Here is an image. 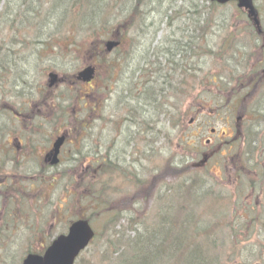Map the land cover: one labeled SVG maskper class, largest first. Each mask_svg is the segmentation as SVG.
Here are the masks:
<instances>
[{"label": "rangeland", "instance_id": "374dc122", "mask_svg": "<svg viewBox=\"0 0 264 264\" xmlns=\"http://www.w3.org/2000/svg\"><path fill=\"white\" fill-rule=\"evenodd\" d=\"M133 1L144 4L147 0ZM173 1L178 2L179 5L184 3V0ZM127 2L128 10L122 11ZM201 4L203 5V3ZM89 5L90 0H0V46L2 48L0 55V146L4 143L3 139H7L6 136L3 138L2 135L6 133L13 135V125L18 126L13 115L17 109L27 110L29 108L28 113L31 118L38 114L39 110H43L42 105L48 106L45 109L48 114H45L44 118H49L53 113L52 111L55 110L53 106L58 103L56 99L58 93L49 94L44 87L49 72L55 71L62 78H72L77 73L80 65L87 62L89 53L93 56L91 50H97L101 41H106L109 38L107 36L110 33L112 35L119 25L123 24L129 28L123 45L124 49H128L125 50L127 58L121 61L118 72L111 77L109 76L110 70L108 67H102L99 70L95 88L97 101L99 99L98 110L101 114L97 120H94V117L88 116L80 109L79 99L75 103V97L69 92V89L64 88L62 92H59L67 115L76 117L81 112L78 121L81 120L89 130L83 131L85 137L80 142V146H77V150L70 148L71 154L75 156L72 157L67 154L64 156L60 173L54 175L56 179H59L57 182H53L49 176L42 178L34 174L38 171V167H36L37 155L25 156L18 162L12 154L2 155L0 147V172L1 170L4 171V173H0V180L6 182L8 179V182H10L9 198L15 199L18 194L22 195V198H20L22 205L17 209L26 212V214H23L25 220L30 219L28 222L30 228L21 232L20 236L7 234L8 238L4 242V246L6 248L7 246L13 247L14 250H6L5 248L7 252L6 254H0V258H2L0 264H20L25 257L23 251L27 248V245L23 244L27 240L43 232L47 236H42V241L48 243L50 241L45 238H49L51 234H54V237L60 235L76 216L82 217L84 213L85 217L92 223L94 230L101 234L102 231L100 230L103 225L106 229L108 224H114L116 221L120 228V226L127 225L129 221L136 222L140 218L149 219L152 217L160 220L165 209L162 205L164 202L151 206L155 196L153 195L154 192H158L159 196L163 195L165 199L170 201L172 199V196H169L170 193L174 196L175 194L185 193L187 189L192 190L196 183H203V180L209 183L206 186L209 193L222 189L215 182L216 178L214 176L226 171L224 168L221 172L218 166L220 164L226 166L227 161L215 156L211 163L208 159L207 163L199 169L192 166V163L197 161V163H202L207 153H202L196 160L195 142H199L200 139L193 138L192 135L196 133L199 124L188 127L194 111L185 108L187 100H183V103L178 105L181 108L178 114L175 111H168L165 114L162 110L153 107L154 101H147L141 97L144 85L154 87L163 80L168 82L176 79V77L178 79L180 74L176 71V76L169 75L167 78L163 73L152 74L151 71L158 68V64L164 68L165 59H161L159 56L156 61H153L155 58L154 49L147 52L149 47L147 41L138 53L137 49L140 46L139 42L135 40V32L141 19L134 17L133 19L131 17L126 19L118 17L116 19L118 10H121L123 14L128 13L131 6L130 1L93 0V6L91 10L89 9L91 13L84 18L83 14L88 12ZM208 8L206 6L203 13ZM257 9L264 15V4H257ZM160 16L154 15L147 25L150 26L152 20H154L156 26L161 20ZM240 16L242 15L237 14L236 9L229 5L226 8L219 7L209 13L206 20V23L209 24L206 34H209L208 38L211 40V44L219 46L227 35L226 31L218 27V22H213L214 20L238 21L234 17ZM203 17L206 18L205 14H203ZM179 26L177 24L174 28ZM89 32L91 36L88 35ZM165 38L166 33L156 40V45H162L163 50L167 47ZM36 41L39 43L33 44ZM43 42L45 43L44 46L42 45ZM116 55L117 53L112 57ZM142 56H145L147 62L153 61L157 64L154 66L153 63L143 65L140 62ZM221 57V54L219 56L215 54L205 59V72L208 74V79L211 78L210 73L220 72L221 67L218 64L222 59ZM129 60L130 62L127 64ZM198 67L199 65L196 69ZM181 69V74L192 73L189 72V65L186 70H184V67ZM187 77L182 76L184 80ZM211 90L215 93L214 89ZM88 91L89 88L84 89L82 93L88 95ZM153 91H156L155 87ZM227 91L229 92V89ZM177 95L179 99L188 96L184 93H178ZM235 95L227 94V96H231V99ZM28 102L31 103L29 107L27 106ZM162 105L167 106V103L163 102ZM246 109L254 110V104H244L239 114L244 113ZM233 112L232 110L229 111L228 108H222L220 116L227 113L233 115ZM178 119L181 122L176 127ZM55 120L50 121L53 125L51 131H45L41 128L45 134H54L57 128L62 127L65 123V117L60 121L61 126L60 122L57 124ZM171 120L173 122H170ZM209 122L211 123L208 124L209 127L212 125L218 130L222 129L219 121L213 119ZM244 122L245 120L242 121L241 125ZM67 123L75 124L76 122L67 116ZM261 125L264 129V121ZM5 128L6 130L2 131ZM37 131L39 133L41 130L35 126L26 129V134L20 131L16 135L18 137L19 135L26 136L32 140L34 138L40 139L41 134L39 136L35 134ZM73 133L75 136L77 135L76 132ZM183 133L188 136V139H185ZM205 135L203 134L201 139ZM164 136L166 137L165 140ZM183 136L185 141L180 139ZM50 140L51 137H46L43 143H39L41 146H31L29 153L34 147H38L37 152H44V148ZM70 142H72V139ZM232 142V148L240 146L241 138L238 134L234 136ZM224 146V148L229 147L225 144ZM96 151L98 155L93 154ZM99 152L103 154L102 157ZM202 152H206L205 149H202ZM224 153L223 150L221 154L224 155ZM73 158H76L77 161L69 167V160ZM95 160L101 161L100 167L96 168V165L91 164V161ZM230 161L234 163L233 160ZM109 164L113 167V176L104 174L105 165ZM169 167H175L176 171L167 174L166 170ZM180 168L190 169L185 174H180ZM96 171L100 172V176L97 175ZM84 174H86V178H84ZM95 177L100 178V182L108 187L104 192L100 191L99 205H106L111 208L110 213L105 214L100 220L95 219L96 221L93 220V217L99 212V209H97L98 204L88 198H80L84 191L79 188L81 184H85L86 187H89L85 192H88L91 188L90 180L95 179ZM37 179L40 180L32 189L39 190L42 187L41 192L46 195L42 202L38 198L39 194L28 198L32 194L30 185ZM71 192L75 196L71 195L67 198ZM220 196L225 195L208 194L202 199ZM6 200L8 199L6 198ZM199 200L197 203H200ZM14 204L13 201L11 203L7 202L6 207L9 214L4 218L5 222L11 214ZM201 206L195 207L194 210L197 209V213L199 210L201 211L200 215L202 216L196 214L195 216L198 217L204 227V233L205 231H213L212 225L216 222L219 225H234L235 214H226V216H220L214 220L206 217L209 208ZM60 207H63L61 217L57 215V210ZM71 208L72 210H70ZM138 209L140 213L137 216L135 213ZM17 212H20V210H17ZM32 214H34L33 217ZM0 221H3V218ZM53 221L56 223L53 224ZM151 221L149 220V222ZM8 227L11 228V224H8ZM3 230L4 227L0 229V231ZM121 230L124 233L126 232V229ZM216 234L219 236L218 232ZM225 234L228 235L229 231H225ZM97 241L96 246H98ZM229 242L230 239L225 237L223 244L219 243L217 248L210 246V253L206 256H211L212 252L218 249L217 254L221 259V264H236L237 259H230L234 251ZM95 245L84 252L79 264H91L88 262L91 256L95 254L93 252ZM224 246H226V249L223 248Z\"/></svg>", "mask_w": 264, "mask_h": 264}, {"label": "flooded vegetation", "instance_id": "af4514ba", "mask_svg": "<svg viewBox=\"0 0 264 264\" xmlns=\"http://www.w3.org/2000/svg\"><path fill=\"white\" fill-rule=\"evenodd\" d=\"M248 19L249 22L246 21ZM248 19L241 18L232 24L234 30L230 36L229 49L233 52L230 60L234 74L231 77V84L240 94L247 95L237 98V101L243 103L248 100L249 103H253L255 112L244 113L242 119L237 118L236 121L239 122L236 125L237 130L233 131V126L226 123L229 128L221 135H226L227 132L238 134L241 138L240 159L245 161L243 167L240 160L241 171L236 172L233 168L228 179L230 182L228 189L232 193L228 196V203L232 213L236 216L239 213L243 214L250 220L249 225L241 224L231 231L234 238L233 246L241 251L242 260L244 257L248 258L242 263L264 264V129L261 125L264 121V16L258 23L250 17ZM204 35L201 23H198L193 29L185 27L180 33L174 31L168 40L170 43H183L187 57L197 56L203 66ZM198 68L202 81L208 85L203 67ZM167 86L164 82L163 88L166 89ZM169 88H172L171 84ZM221 103L229 104L224 99L214 101L213 106L218 110H213V113L220 110ZM244 120V124L241 125ZM210 133L215 136V129L211 128ZM207 141V144H210L209 141L212 140ZM232 149L228 147L226 151L232 152ZM224 156L226 158L228 154ZM242 179L246 182L243 185L238 184Z\"/></svg>", "mask_w": 264, "mask_h": 264}, {"label": "water", "instance_id": "95a60500", "mask_svg": "<svg viewBox=\"0 0 264 264\" xmlns=\"http://www.w3.org/2000/svg\"><path fill=\"white\" fill-rule=\"evenodd\" d=\"M220 3H226L229 0H216ZM241 7L251 9V14L256 13L251 4L252 0H238ZM115 46L113 43L108 44V50ZM94 70L89 68L79 75L80 79L88 82L92 79ZM68 236H62L53 243L51 248L46 252L45 257L30 256L24 264H74V260L79 255L93 237V232L87 222H78L69 230Z\"/></svg>", "mask_w": 264, "mask_h": 264}, {"label": "trees", "instance_id": "16d2710c", "mask_svg": "<svg viewBox=\"0 0 264 264\" xmlns=\"http://www.w3.org/2000/svg\"><path fill=\"white\" fill-rule=\"evenodd\" d=\"M153 258L151 259L150 261V264H161L162 260H166V261H169V257L167 254H161V253H158L161 251L160 247L158 245L155 244V241H154V248H153ZM112 252V246L109 245V250H108V254H106V256H103L102 257V260L97 263V264H111L113 262V258H115V255H117V253H120L119 250L115 251L114 255L111 256V253ZM98 253V252H96ZM99 254V253H98ZM110 256V257H108ZM194 264H197V260H196V257H192V259ZM187 264H190V260L188 259L187 260Z\"/></svg>", "mask_w": 264, "mask_h": 264}]
</instances>
